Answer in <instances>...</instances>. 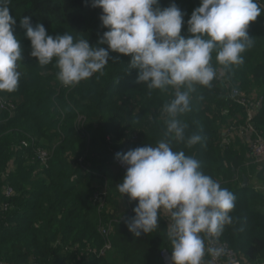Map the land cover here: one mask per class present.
I'll return each mask as SVG.
<instances>
[{"label":"trees","instance_id":"1","mask_svg":"<svg viewBox=\"0 0 264 264\" xmlns=\"http://www.w3.org/2000/svg\"><path fill=\"white\" fill-rule=\"evenodd\" d=\"M172 3L186 14L181 35L187 37V20L200 0H160L159 6ZM258 3L264 8V0ZM9 7L18 22L15 37L30 45L20 24L25 16L47 33H68L93 46L108 30L102 9L86 0H10ZM248 33L254 44L243 53L244 63L225 69L213 52L212 86H198L191 112L180 117L186 137L198 133L201 142L187 147L173 139L172 148L194 156L204 174L235 195L232 223L219 241L242 264H260L264 196L242 181L254 178L264 186V165L251 162L248 143L238 137L246 113L229 94L236 89L260 101L251 125L264 134V14ZM130 59L109 50L103 74L67 87L55 60L40 66L31 51L22 55L18 89L0 92V264H163L164 250L171 258L168 216H160L156 231L134 237L125 221L138 201L130 202L117 188L125 172L114 168V153L167 139L163 106L174 98L171 88L149 90L137 83Z\"/></svg>","mask_w":264,"mask_h":264},{"label":"clouds","instance_id":"2","mask_svg":"<svg viewBox=\"0 0 264 264\" xmlns=\"http://www.w3.org/2000/svg\"><path fill=\"white\" fill-rule=\"evenodd\" d=\"M86 3L102 9V27L108 29L96 45L68 33L48 35L43 24L33 25L32 17L25 16L20 24L31 42V56L40 66L55 60L59 81L72 87L95 73L103 74L110 50L131 56L128 64L138 70L137 83H146L149 90H174V98L163 106L167 139L115 154L114 159L126 166L118 192L130 202L138 201L125 225L140 237L156 231L160 216L166 214L172 264H205L206 255L219 259L225 249L216 245L232 223L235 195L204 174L194 156L174 151L172 141L187 147L201 142L198 133L186 137L187 124L180 117L191 112V94L198 86H212L217 74L213 52L225 69L244 63L243 53L254 44L249 25L264 14V8L258 0H200L187 20L190 35L185 37L181 30L186 14L175 3L163 9L160 0ZM9 4L10 0H0V92L12 93L19 87L22 49ZM105 44L107 48L101 46Z\"/></svg>","mask_w":264,"mask_h":264},{"label":"built area","instance_id":"3","mask_svg":"<svg viewBox=\"0 0 264 264\" xmlns=\"http://www.w3.org/2000/svg\"><path fill=\"white\" fill-rule=\"evenodd\" d=\"M222 83H225L221 81ZM230 98L233 99L237 104H239L241 107L245 109L246 113V120L247 125L242 128V130L239 132L238 137L241 138L242 135L248 133L249 134V151H250V157L253 163L256 164H263L264 163V134L256 130L252 127L251 121L254 118V116L257 113V109L260 105V101L256 100H247L246 98L242 97L238 90L232 89L230 90L229 94ZM114 153V157H115ZM114 166L126 173V166L121 165L118 161L113 159ZM255 192L260 193L264 195V187L263 186H256L253 188ZM11 189L8 188L6 191V195H10ZM98 198V197H96ZM95 198V199H96ZM98 200V199H97ZM100 201V200H98ZM108 229H102L103 234H107ZM216 246H221L225 249V254L220 257L219 259H213L210 256H205V264H242L238 260V255L231 249H228L223 243L218 241V244ZM110 245L107 244L105 246V249H109ZM160 257L162 259L163 264H172L170 255L167 251H161ZM264 264V262L260 263Z\"/></svg>","mask_w":264,"mask_h":264},{"label":"rangeland","instance_id":"4","mask_svg":"<svg viewBox=\"0 0 264 264\" xmlns=\"http://www.w3.org/2000/svg\"><path fill=\"white\" fill-rule=\"evenodd\" d=\"M17 26H18V22L16 20V24H15L14 29H13L14 35L16 34L15 33V27H17ZM48 35H51L53 37H56V36H59L60 34L59 33H55V35H54L53 33H48ZM16 38L19 39V41L21 43L22 55L25 54V53H27V52H29V51H32L31 45L29 43H24L23 42V39L20 38V37H16ZM19 68H20L21 71H23L22 66H20ZM2 99H4V98H2Z\"/></svg>","mask_w":264,"mask_h":264},{"label":"crops","instance_id":"5","mask_svg":"<svg viewBox=\"0 0 264 264\" xmlns=\"http://www.w3.org/2000/svg\"><path fill=\"white\" fill-rule=\"evenodd\" d=\"M242 141H246L247 143L249 142V134L248 133H246V134H244V135H242L241 136V138H240ZM260 165H264V163L263 164H260ZM249 182V184L247 183V186H251V187H253V186H260L261 184H260V182H258L256 179H251L250 181H248ZM242 183H243V181H242Z\"/></svg>","mask_w":264,"mask_h":264},{"label":"water","instance_id":"6","mask_svg":"<svg viewBox=\"0 0 264 264\" xmlns=\"http://www.w3.org/2000/svg\"><path fill=\"white\" fill-rule=\"evenodd\" d=\"M247 183H248V181H247V179H243V183H242V187H246L247 186Z\"/></svg>","mask_w":264,"mask_h":264}]
</instances>
